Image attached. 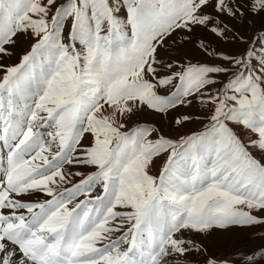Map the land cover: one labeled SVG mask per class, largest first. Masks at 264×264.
<instances>
[{"label":"snow or ice","instance_id":"obj_1","mask_svg":"<svg viewBox=\"0 0 264 264\" xmlns=\"http://www.w3.org/2000/svg\"><path fill=\"white\" fill-rule=\"evenodd\" d=\"M0 264H264V0H0Z\"/></svg>","mask_w":264,"mask_h":264},{"label":"rangeland","instance_id":"obj_2","mask_svg":"<svg viewBox=\"0 0 264 264\" xmlns=\"http://www.w3.org/2000/svg\"><path fill=\"white\" fill-rule=\"evenodd\" d=\"M225 242H226V240H225Z\"/></svg>","mask_w":264,"mask_h":264}]
</instances>
